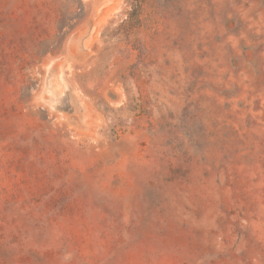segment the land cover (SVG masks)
<instances>
[{"label":"rangeland","instance_id":"374dc122","mask_svg":"<svg viewBox=\"0 0 264 264\" xmlns=\"http://www.w3.org/2000/svg\"><path fill=\"white\" fill-rule=\"evenodd\" d=\"M0 264H264V0H0Z\"/></svg>","mask_w":264,"mask_h":264}]
</instances>
